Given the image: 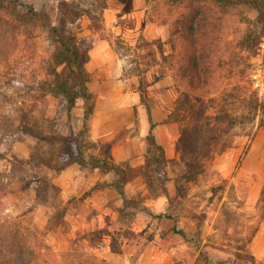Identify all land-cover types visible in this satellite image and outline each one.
I'll return each instance as SVG.
<instances>
[{
  "label": "rangeland",
  "instance_id": "obj_1",
  "mask_svg": "<svg viewBox=\"0 0 264 264\" xmlns=\"http://www.w3.org/2000/svg\"><path fill=\"white\" fill-rule=\"evenodd\" d=\"M31 2L37 11L52 13L54 25L66 22L80 43L86 64L91 61V49L99 48L107 71H93L89 83L97 95L101 117L97 127L139 126L138 107H133L131 99L135 92L143 94V106L156 108L158 103L148 94L157 92L146 88L141 61L156 67V79L167 95L165 116L157 122L176 124L165 118L176 109L181 92L188 89L187 82L177 77L181 43L171 36L181 9L170 11L153 0ZM141 10L145 32L132 44L124 36H130L129 27L119 26L115 19L121 16L123 24L134 27L141 21L135 13ZM248 17L246 22L227 18L220 44L227 65L208 87L210 96L217 98V107L239 116L246 114V100L251 96L264 99V35L255 25L256 13L248 12ZM2 24L7 33L10 24ZM156 29L164 31L160 38H156ZM15 38L14 54L0 65V189L15 188L13 194L0 195V247L6 260L2 262L0 256V264H257L249 243L264 225V127L260 117L238 125L216 154L205 160L202 182L178 179L181 163L169 166L168 198L155 207L153 201L166 195L158 186L148 188L145 163H115L122 175L112 173L105 180L79 165L67 175L64 171L57 174L58 147L22 135L18 129L21 113L33 105L25 101L31 95L39 101L34 115L51 120L68 138L82 126L83 102L77 98L69 118L63 99L44 96L43 87L53 82L54 73L63 80L68 77L45 30L39 27L28 44L20 33ZM160 66L165 68L160 70ZM107 112L111 117L105 124ZM92 127L93 121L90 135ZM98 148L87 155L100 154L114 163L111 149ZM223 157L233 164L227 170L228 178L220 171ZM35 175L49 179V185L16 193L19 182ZM196 185L202 186L201 192Z\"/></svg>",
  "mask_w": 264,
  "mask_h": 264
},
{
  "label": "trees",
  "instance_id": "obj_2",
  "mask_svg": "<svg viewBox=\"0 0 264 264\" xmlns=\"http://www.w3.org/2000/svg\"><path fill=\"white\" fill-rule=\"evenodd\" d=\"M152 1V0H150ZM164 5L167 10H182L174 21L171 36L181 43L182 64L177 77L187 82L186 90L181 92L176 109L169 118L177 123L179 137L175 142L177 159H168L165 149L156 141L155 127L149 114L150 131L146 137L144 175L148 188L158 186L168 197L167 183L170 181L169 166L181 163L177 178L184 182L196 181L204 172V162L216 154L219 145L230 136L236 127L244 122H254L258 117L264 127V99L251 96L246 100V114L234 115L224 107H217V98L210 96L208 87L213 86L214 77L225 68V59L220 49L225 22L228 17H235L241 22L248 21V12L256 13L255 25L264 35V0H153ZM50 12L37 11L31 0H0V65L7 63L17 48L16 35L22 34L26 44L35 36L41 27L55 44L57 57L65 65L68 73L63 80L54 73L52 83L43 87V94H52L63 99L69 118L78 97L83 102L82 126L73 130L71 137H65L53 127L51 120L38 119L35 115L37 99L31 95L25 99L30 105L21 113L20 126L22 135L58 147L60 167L57 174L73 165L102 173H114L120 177L123 170L115 163L108 162L106 157L89 156L87 153L97 150L98 145L91 140L90 125L96 110L97 95L91 90L90 73L82 56L80 43L64 20L54 25ZM91 14V13H90ZM88 13V15H90ZM92 19V17H90ZM9 25L7 33L3 24ZM12 38H9V36ZM117 42L125 44L120 37ZM130 49L131 46L128 45ZM232 67V66H230ZM212 81V82H211ZM31 92L36 90L30 89ZM36 99V101L34 100ZM141 100L144 101L143 94ZM213 110V111H212ZM49 185V179L35 175L19 182L16 193H23L31 188L41 189ZM121 194L122 186L117 185ZM48 187L45 188V194ZM15 193L14 189H0L1 196ZM39 206V204H38ZM2 242V240L0 239ZM3 249L0 256L3 261ZM6 258V257H5Z\"/></svg>",
  "mask_w": 264,
  "mask_h": 264
},
{
  "label": "crops",
  "instance_id": "obj_3",
  "mask_svg": "<svg viewBox=\"0 0 264 264\" xmlns=\"http://www.w3.org/2000/svg\"><path fill=\"white\" fill-rule=\"evenodd\" d=\"M141 19V21L137 24H135L134 27L131 26V24H123L122 23V18L117 17L115 20L119 22V26H128L130 36H127V34H124V36L128 37L130 42L133 44V40L138 41L139 37L143 35L145 32V29H143V18H144V11H138L135 13ZM116 16V15H115ZM116 29V28H114ZM151 30V28H149ZM147 30V29H146ZM164 31L161 29H156V38H160ZM166 50L168 49L167 46H165ZM150 50V49H149ZM90 57L91 61L86 64L87 70L89 73H93V71L96 72H106L107 67L103 66L104 61L101 59L102 56L99 54V48H93L90 51ZM142 68H144L143 72V80L145 81L146 88H151L149 90H154L157 93H152L149 91L150 94H148V98L150 100L156 101L158 104L155 106L156 108H149L148 106H143V102L141 100V93H132L131 94V99L134 101L133 107H138V114H137V119L139 121V126L135 124L134 127H97L98 123L101 119L100 113H98V108L96 106L95 114L93 116V127L91 128V140L95 142L98 147L106 146V148L111 149V154L113 158V162L120 164V163H132L134 160H138L139 164L141 166L145 163V152L147 145L146 143V137L149 134L150 131V123H149V114L148 111L151 113L152 121L155 125L153 132L156 138V141L159 145H161L166 152V156L168 159H177L178 160V155L175 152V142L178 138V133L174 129L176 127V124L173 123H165L161 121L160 123L157 122V118H159L161 115L165 116L163 114V103L167 100V95L164 93L162 90L163 85L160 82L161 80L156 79V75L158 72L156 71V67L153 65L150 66H145V62L141 61ZM101 68V69H100ZM165 67L160 66V70ZM105 69V70H104ZM167 70V69H166ZM159 90L160 92H158ZM132 107V108H133ZM111 117V114L109 112L105 113L103 115L104 120L102 122H105L108 120V118ZM169 116H166L165 120ZM135 120H136V114H135ZM177 128V127H176ZM174 132L177 134L174 135ZM221 162V168L220 171L222 173V176L225 178L230 177L229 171L233 166L232 162L228 159L222 158ZM220 163V159L217 161ZM75 165L69 167L64 171V175H67L70 173L71 170H74ZM206 169V168H205ZM224 169H226L224 171ZM90 172H95L92 174H98L103 176V180L107 179V176L111 175L112 173H102L99 174L100 171L98 170H91ZM99 172V173H98ZM88 174V173H86ZM90 174V173H89ZM88 174V175H89ZM205 174V172L197 179L202 182V177ZM84 177V175H83ZM100 178V177H99ZM139 177L135 178V181L138 180ZM194 181L195 183L197 182ZM191 182V183H194ZM141 183V182H140ZM205 183V182H204ZM107 186V185H106ZM197 186V185H196ZM145 187V185H144ZM199 187L197 190L202 191V186H197ZM106 190L110 189V186H107L105 188ZM195 192V191H194ZM103 198V197H101ZM167 196H161L159 199L153 201L152 204L156 207L157 204H164L167 200ZM250 249L252 251V255L255 258V261L257 264H264V225H262L259 229V231L255 234L251 242L249 243Z\"/></svg>",
  "mask_w": 264,
  "mask_h": 264
}]
</instances>
